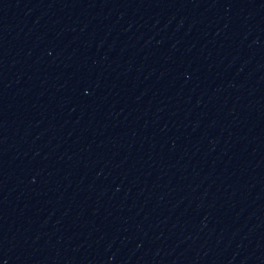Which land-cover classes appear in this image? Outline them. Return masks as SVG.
Wrapping results in <instances>:
<instances>
[{"label": "water", "instance_id": "water-1", "mask_svg": "<svg viewBox=\"0 0 264 264\" xmlns=\"http://www.w3.org/2000/svg\"><path fill=\"white\" fill-rule=\"evenodd\" d=\"M0 264H264V0H0Z\"/></svg>", "mask_w": 264, "mask_h": 264}]
</instances>
